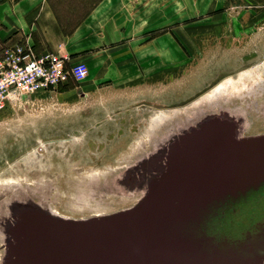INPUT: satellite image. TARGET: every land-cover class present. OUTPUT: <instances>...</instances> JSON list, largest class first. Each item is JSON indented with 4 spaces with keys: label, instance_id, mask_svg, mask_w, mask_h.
Segmentation results:
<instances>
[{
    "label": "rangeland",
    "instance_id": "obj_1",
    "mask_svg": "<svg viewBox=\"0 0 264 264\" xmlns=\"http://www.w3.org/2000/svg\"><path fill=\"white\" fill-rule=\"evenodd\" d=\"M60 1L68 28L79 0ZM214 6L190 4L188 21L175 18V40L184 38V46L174 51L173 69H158L157 83L146 82L145 68L134 84L121 82L131 69L116 78L118 70L108 68L113 81L88 90L98 73L91 68L80 81L7 100L0 110V264H12L23 215L83 222L134 209L166 170L177 138L206 123L222 124L234 141L264 136V15L229 48L216 40V27L235 20L215 15ZM236 206L232 223L242 226L234 227L235 239L264 235V188Z\"/></svg>",
    "mask_w": 264,
    "mask_h": 264
},
{
    "label": "water",
    "instance_id": "obj_2",
    "mask_svg": "<svg viewBox=\"0 0 264 264\" xmlns=\"http://www.w3.org/2000/svg\"><path fill=\"white\" fill-rule=\"evenodd\" d=\"M263 185L264 136L234 141L209 122L178 138L166 170L128 212L83 222L23 215L11 263H252L264 259V235L242 241L213 223L232 220Z\"/></svg>",
    "mask_w": 264,
    "mask_h": 264
},
{
    "label": "crops",
    "instance_id": "obj_3",
    "mask_svg": "<svg viewBox=\"0 0 264 264\" xmlns=\"http://www.w3.org/2000/svg\"><path fill=\"white\" fill-rule=\"evenodd\" d=\"M78 2L79 4H74L78 5L77 7L70 9V17L67 16L76 22L67 28L62 20L65 18L63 10L67 5L63 1L0 0V51L5 46L25 45L36 52L56 53L66 58L67 63L71 65L84 62L87 66L86 77L91 68L98 69L93 86H88V90L95 89L96 85L109 78L113 81L115 77L122 76L120 69L126 68L131 69L133 74L124 76L126 80H122V83H139L137 78H140L143 73L141 70L145 68L148 78L146 82L151 84L159 81V68L175 67L174 51L184 46V38L181 41L175 40L174 20L178 18L188 21L190 4H214V8L219 9L215 15L226 20H235L234 23L216 27V40L229 48L230 45L236 48V45L241 43L243 30L248 29V32L250 30L253 34L254 29L251 27L254 26L255 20L264 15V0ZM86 3H90L88 8L80 6ZM238 5L244 6L241 12L234 8ZM175 10L181 11V15L175 17ZM244 15V23L239 30L237 20H242ZM181 64L176 66H183V63ZM108 68H115L118 74L114 78L107 77ZM163 75L168 77L169 72L166 71Z\"/></svg>",
    "mask_w": 264,
    "mask_h": 264
},
{
    "label": "built area",
    "instance_id": "obj_4",
    "mask_svg": "<svg viewBox=\"0 0 264 264\" xmlns=\"http://www.w3.org/2000/svg\"><path fill=\"white\" fill-rule=\"evenodd\" d=\"M66 58L50 52H36L25 45L5 46L0 51V110L9 98L57 89L69 78L87 75L84 62L67 66Z\"/></svg>",
    "mask_w": 264,
    "mask_h": 264
},
{
    "label": "trees",
    "instance_id": "obj_5",
    "mask_svg": "<svg viewBox=\"0 0 264 264\" xmlns=\"http://www.w3.org/2000/svg\"><path fill=\"white\" fill-rule=\"evenodd\" d=\"M263 189V186H261L257 191H254V192H251L250 194H248V197H251V196H253L254 195V197L257 195V193H258V191L260 190V189ZM235 212L236 211H234V214H235ZM233 214V213H232ZM227 216V219L228 220H225V222H222V221H220V222H215V223H213V226H216V227H218L219 226V228H220V230L221 231H223V232H225V234L227 235H230V236H232V237H234V235L236 234V231L234 230L235 228V226H234V224L233 223H230V222H232V220H230V217L228 216V215H226ZM255 218H257V217H252L251 218V220H254ZM230 220V221H229ZM250 220V221H251ZM229 221V222H228ZM242 226V225H241ZM240 225L239 226H236V228L238 227H241ZM237 228V229H238Z\"/></svg>",
    "mask_w": 264,
    "mask_h": 264
},
{
    "label": "flooded vegetation",
    "instance_id": "obj_6",
    "mask_svg": "<svg viewBox=\"0 0 264 264\" xmlns=\"http://www.w3.org/2000/svg\"><path fill=\"white\" fill-rule=\"evenodd\" d=\"M263 188H264V185H263ZM262 189V188H261Z\"/></svg>",
    "mask_w": 264,
    "mask_h": 264
},
{
    "label": "bare ground",
    "instance_id": "obj_7",
    "mask_svg": "<svg viewBox=\"0 0 264 264\" xmlns=\"http://www.w3.org/2000/svg\"><path fill=\"white\" fill-rule=\"evenodd\" d=\"M179 138V137H178ZM178 138H177V140H178Z\"/></svg>",
    "mask_w": 264,
    "mask_h": 264
}]
</instances>
